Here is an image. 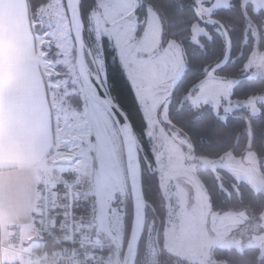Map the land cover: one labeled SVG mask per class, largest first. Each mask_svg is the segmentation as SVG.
Wrapping results in <instances>:
<instances>
[{
  "label": "clouds",
  "instance_id": "1",
  "mask_svg": "<svg viewBox=\"0 0 264 264\" xmlns=\"http://www.w3.org/2000/svg\"><path fill=\"white\" fill-rule=\"evenodd\" d=\"M80 2L24 0L26 13L20 21L18 63L41 94V116L38 120L31 118L25 87L23 101L17 104L23 118L13 128L27 145L25 159L17 162L5 157L0 161V264H228L217 261L206 249L178 253L160 241L158 203L152 198L153 191L161 201L165 221L171 218L178 228L175 195L180 190L187 193L190 208L196 210L202 234L208 239L212 238L214 196L231 197L232 193L223 184L214 192L205 179L197 176L203 186L202 199L191 183L198 166L184 161L192 159L188 153L194 154L196 146L179 138L183 129L172 120V92L166 85L152 81L151 50L146 49L147 60L132 62L125 68L119 60L120 51L105 48L102 36L130 13L101 9L82 18ZM229 4L232 10L226 15L232 22L227 23V31L236 39L237 67L242 65L245 73L255 67L252 75L256 79L250 78L248 83L260 89L257 95L248 97L247 104L255 109L253 116L264 120L262 109L256 107L257 99L264 102V63L260 62L264 53L255 55L257 45L264 42V0H239V10L234 3ZM2 7H9L8 0ZM87 7L94 5L88 3ZM173 23L168 26L169 45H175L180 36ZM245 46L247 52L248 48L252 50L247 59L240 54ZM110 68L119 71L127 82L131 71L138 88L152 101L137 108L144 125L139 131L133 130L134 124L121 106L109 79ZM3 79L7 84L6 71ZM97 89L107 95L111 108L116 110L109 108V139L102 150L87 141L73 145L67 138L77 124L78 107L82 109L89 94ZM133 97L138 105L134 93ZM183 111L178 108L176 114ZM245 123L250 124V120L246 118ZM177 139L180 143L170 149V143L175 144ZM133 142L134 156L129 152ZM244 153L238 158L244 167L259 168L264 163V148L259 142L253 147L249 139ZM249 155L255 159L249 160ZM157 161L164 165L160 171ZM200 167L210 169L212 176L219 178L212 162L205 161ZM153 175L154 189L145 183V177ZM114 204L121 208V216L126 214L130 232L113 222L109 209L115 213ZM238 217L246 228L264 229V205L258 215L250 216L243 209ZM191 229L192 224L185 223L182 230ZM260 236L264 237V232ZM261 257L264 249L257 259Z\"/></svg>",
  "mask_w": 264,
  "mask_h": 264
},
{
  "label": "snow or ice",
  "instance_id": "2",
  "mask_svg": "<svg viewBox=\"0 0 264 264\" xmlns=\"http://www.w3.org/2000/svg\"><path fill=\"white\" fill-rule=\"evenodd\" d=\"M175 3L176 0H139V3L128 4L120 14H130L113 30L104 34L102 42L108 41L113 51H120L119 60L125 68L132 62L147 60L149 51H146V49H150L151 59L149 63L152 66L153 83L166 85L173 94L183 84L189 72L192 71L188 64L183 62V55L188 53L184 51L181 55L178 51V45H189L196 59L208 60L214 58L212 63L201 65L200 73L202 75L184 92L185 102L190 107L203 104L204 107L212 108L216 101L209 98L205 85L216 81L226 82L227 74L234 66V49L238 52V49L234 47L233 33L227 31V26L224 25L222 31H213V29H221L224 21L222 16L232 10V5L229 4L228 0H187V6H183L178 10L174 7ZM92 4L94 7L88 8V0H81L79 7L82 18L89 12L95 14L96 11L108 9L109 7L104 0H92ZM234 5L237 9L241 7L239 0H236ZM162 8L171 13L173 17H178L174 19L173 27L178 30L179 35L183 31H187L189 33L188 39L180 40L175 45H169L170 31L165 28V17L161 14ZM153 12H155V20H159L160 28V41L156 46H151L148 42L150 24L154 23ZM188 13H191V21L184 29L183 22ZM239 14L244 15L243 11H240ZM162 28L164 29L163 33H161ZM208 41H212V47L208 46ZM251 52V48H248L247 54H240L247 59ZM260 53H264V42L257 45L255 55L258 56ZM260 62L264 63V58ZM128 79L138 100L137 108L148 106L152 101L138 88L135 76L131 71L128 73ZM225 94L227 95V86ZM233 96H235V88L232 89V95L228 96L227 101H224L223 97L220 100L222 103H230ZM121 106L123 107V105ZM260 107L262 115H264V104H261ZM109 108H111V104L104 92L97 89L95 93L89 94L83 108L78 107L76 126L67 133L69 143L74 145L78 142L83 144L84 141H87L90 145H94L97 150H102L109 139V121L111 119ZM111 111L115 112L116 110L111 108ZM116 115L120 116L119 113H116ZM129 119L131 118L129 117ZM120 123H124L123 117H120ZM134 128L135 125H133V130ZM260 128L261 131L258 136L254 133V139L258 140L261 147L264 148V120H261ZM227 164L228 161L221 158L216 166V171H223L225 175H231ZM261 170L264 171V163L261 164ZM208 171L211 172L210 169ZM213 178L216 177L213 176ZM113 208H115V213H112V210L109 209L113 222L123 226L126 231L130 232L131 226L128 224L126 214L121 216V209L116 204L113 205ZM125 246L127 247V241Z\"/></svg>",
  "mask_w": 264,
  "mask_h": 264
},
{
  "label": "trees",
  "instance_id": "3",
  "mask_svg": "<svg viewBox=\"0 0 264 264\" xmlns=\"http://www.w3.org/2000/svg\"><path fill=\"white\" fill-rule=\"evenodd\" d=\"M235 2L236 0L231 1V3ZM88 3H92V0H88ZM186 3L187 0H176L174 7L179 10ZM161 14L165 17V28L166 30H169V24H171L174 19H177L178 17H173L171 13L163 8L161 9ZM222 19L224 20L223 25L227 27V23L232 22L231 18L226 14L222 16ZM190 21L191 13H188L184 18V29L187 28V24ZM216 30L222 31V29ZM213 31H215V29H213ZM188 38L189 33L187 31H183L180 36L176 37V40L180 41ZM201 43L203 42L201 41ZM104 45L106 49H112V46L108 41H105ZM181 46L183 53L184 51L188 53L187 55H184L185 63L188 64L192 71L189 72L180 88L176 89L174 94L172 93V120L177 127L183 129L179 135L185 138L187 143L194 144L196 146L195 153L193 155L197 157L217 159L227 153H232L236 157L243 156L245 154V145L249 139H251L253 147H256L258 144V140L254 139V133L256 136L259 135L261 131V119L251 115L249 111L244 108L236 110L235 113L226 116L225 119L220 117L217 119L218 116L213 112L212 108H206L203 112H199L195 107H190L189 104L185 102L184 92L202 75L200 73L201 65L212 63L214 58L208 60L203 58L196 59L192 54V48L189 45L183 44ZM208 46L212 47V41H208ZM234 47H236L235 37ZM242 52L247 54V46L242 49ZM108 55H111L110 50L108 51ZM237 55L238 53L234 49V66L227 74V79L237 80V83L234 86L235 96L232 98L234 100H244L248 99L250 95H257L260 92V89L248 83L249 79H254V77H241L244 71L242 69V65L237 67L239 59ZM109 79L115 85V91L119 94L120 103L126 109L128 116L135 125L136 130H141L144 125L137 111V103L133 97V90L129 82L123 79L119 71L112 68L109 70ZM237 85H239V87H237ZM262 104H264V102ZM178 108H183L184 111L176 114V110ZM246 118L250 120V124L248 125L245 123ZM168 127V125H165V128ZM145 148H147V145H145ZM149 159H152L151 155H149ZM259 169L264 175V171L261 170V166ZM218 173L220 174L219 178H213L211 172L208 170L199 169L197 171V176L205 179L208 187L214 192L219 191L220 185L223 184V187L232 193L231 197L214 196L211 210L213 212L224 214L228 212L239 213L241 210L247 209V213L251 215H258L261 211V206L264 205V193L256 192L246 182L237 181L232 175H225L223 171ZM145 181L146 184L154 189L156 176H146ZM237 191H239L240 196H237ZM163 195L166 199L164 192ZM152 198L158 203L157 212L159 216V239L164 244L167 221H165L163 209L159 207L161 201L155 191L152 192ZM260 254L261 250L254 246L245 247L241 251L235 247H216L211 251V256L217 261H227L228 264H264V257H261L259 260L257 259Z\"/></svg>",
  "mask_w": 264,
  "mask_h": 264
},
{
  "label": "rangeland",
  "instance_id": "4",
  "mask_svg": "<svg viewBox=\"0 0 264 264\" xmlns=\"http://www.w3.org/2000/svg\"><path fill=\"white\" fill-rule=\"evenodd\" d=\"M232 0H228L231 3ZM105 3L109 5L108 11L110 12H120L125 6L130 3H139L138 0H104ZM154 23L150 24L148 42L151 46H156L160 41V28L159 20H155V12H153ZM178 42V41H177ZM178 51L183 55L182 46L178 45ZM261 53L257 56L259 57ZM183 62L185 63V57L183 55ZM255 67L250 72H243L241 77H253V72H255ZM237 80L227 81H216L208 83L205 85V89L209 95L210 99H214L216 103L213 105V112L220 118L225 119L226 116L235 113L236 110L240 108L247 109L251 115H253V110L251 106L247 104L248 99L244 100H234L232 98L230 103H222L220 98L223 97L224 101L228 100V96L232 95V89L234 88ZM227 86V95L225 94V89ZM171 91V89H169ZM172 92V91H171ZM261 102L259 99L256 101V107L260 108ZM199 112H203L207 107H204L203 104L194 106ZM167 129V128H166ZM172 131H175L173 129ZM171 135V133H169ZM179 138L185 140L181 135ZM180 143V139H177L175 144L170 143V149H175L176 144ZM183 147V145H181ZM185 152H188V149L185 148ZM192 156L191 160H185L184 163H193L198 166V169H203L200 167L205 161L212 162L217 166L220 158L212 159L206 157H197L192 153H188ZM232 153H227L222 156L228 161L227 167L231 175L237 181H243L249 184L256 192L264 193V175L261 173L259 168L255 167H244L239 157L234 159ZM249 160H254L255 157L252 155L248 156ZM157 171H160L164 165L160 164L159 161L156 162ZM175 170V169H174ZM191 183L196 188V191L202 199L204 198L203 187L199 184L197 180V172L193 175ZM165 197L167 199L168 193L167 190H164ZM174 214L178 218L180 228L171 222V218L167 221L165 229V240L164 244L168 246L172 251L178 253H195L200 249H206L210 252L213 248L220 247H235L238 250H243L245 247H258L260 250L264 249V237L260 236L261 232H264V229H252L246 228L244 224H240L238 213L228 212L220 214L213 212L214 215L211 216L210 224V234L211 239H208L202 234L201 225L198 222L197 213L195 209L190 208L189 196L183 190L177 191L174 199ZM121 209V208H120ZM250 216H253L247 213ZM101 222L104 220L101 218ZM185 223H191L192 229L190 231H183V225ZM256 237V238H254Z\"/></svg>",
  "mask_w": 264,
  "mask_h": 264
},
{
  "label": "crops",
  "instance_id": "5",
  "mask_svg": "<svg viewBox=\"0 0 264 264\" xmlns=\"http://www.w3.org/2000/svg\"><path fill=\"white\" fill-rule=\"evenodd\" d=\"M3 3L4 0H0V161L7 157L20 162L25 159L27 145L13 131L14 126L23 118L17 104L23 101L26 87L29 96L27 108L31 118L38 120L41 116V94L30 83V78L23 74L18 63L22 40L20 21L26 13L24 0H8L7 9L2 7ZM5 71L7 84L3 79ZM22 80L27 83L22 84Z\"/></svg>",
  "mask_w": 264,
  "mask_h": 264
},
{
  "label": "water",
  "instance_id": "6",
  "mask_svg": "<svg viewBox=\"0 0 264 264\" xmlns=\"http://www.w3.org/2000/svg\"><path fill=\"white\" fill-rule=\"evenodd\" d=\"M223 30V29H222ZM129 152L132 154V156L135 155L136 152V148L134 146V142L132 144L129 145Z\"/></svg>",
  "mask_w": 264,
  "mask_h": 264
}]
</instances>
